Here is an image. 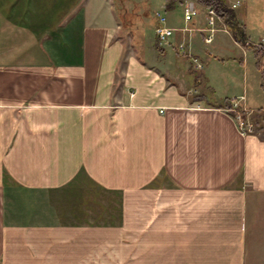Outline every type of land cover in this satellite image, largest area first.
<instances>
[{
	"label": "crops",
	"instance_id": "crops-1",
	"mask_svg": "<svg viewBox=\"0 0 264 264\" xmlns=\"http://www.w3.org/2000/svg\"><path fill=\"white\" fill-rule=\"evenodd\" d=\"M6 1L0 264H264V134L241 135L222 111L230 98H206L178 58L185 43L194 71L191 55L208 59L203 16L167 20L172 50L149 64L127 46L118 14L97 13L99 0L55 35L45 17L17 18L18 5L6 15ZM77 35L81 56L62 59L58 39Z\"/></svg>",
	"mask_w": 264,
	"mask_h": 264
},
{
	"label": "rangeland",
	"instance_id": "rangeland-1",
	"mask_svg": "<svg viewBox=\"0 0 264 264\" xmlns=\"http://www.w3.org/2000/svg\"><path fill=\"white\" fill-rule=\"evenodd\" d=\"M84 1L86 0H14L11 4L6 1L5 12L6 15H10L14 7L18 5L15 14L17 18H23L30 12L45 17L50 21V23L47 22L49 33L55 35L64 30L62 28H65L74 17L84 12H81L85 8ZM190 1L194 0H99L95 10L101 15L107 14L110 10L118 14L121 17L123 29H127L130 34L127 36V46L130 49L132 47L136 49L142 61L156 64L158 61H154L153 57L157 56L155 59H158L162 56L159 54L162 47L157 43L155 32L158 25L156 13L161 12L170 22L183 26L184 5ZM237 1H240L241 5L236 11L242 14L244 20L247 19L248 27L252 31V40L255 44H264V0H228L227 6ZM170 4L173 5L172 9H168ZM200 16H203L205 24L204 14L198 17ZM72 24L70 23L68 27ZM44 42L46 40H34L35 48L43 51ZM58 42L55 49L60 52L62 59H65L71 49L76 51L77 57L81 56L84 40L79 35L77 38H70L67 45L63 39H58ZM198 44L207 49L208 59H200L203 64L202 70L192 69V65L187 62L183 54L184 51L179 50L178 58L183 66L189 64L190 68H183V72L194 86L203 91L206 98H231L246 94L252 104L264 106V89L261 85L263 73L257 67L256 57L248 47L238 44L230 32L217 33L214 43L210 46L201 44L200 41ZM244 47L247 50L246 56L241 50ZM163 48L172 50V47L168 46ZM69 58L74 59L73 56ZM243 58L246 64H243Z\"/></svg>",
	"mask_w": 264,
	"mask_h": 264
},
{
	"label": "built area",
	"instance_id": "built-area-1",
	"mask_svg": "<svg viewBox=\"0 0 264 264\" xmlns=\"http://www.w3.org/2000/svg\"><path fill=\"white\" fill-rule=\"evenodd\" d=\"M240 5L241 3L238 1L233 3L230 8L235 10ZM201 14H204L206 20L205 27L200 30L203 33V43L206 46H210L214 43L215 36L217 35V33L229 32L226 24L224 23V21L222 20V18L219 16V14L214 8L203 7L196 0L187 2L184 5V21L187 24H190L195 18H197ZM156 18L158 20V25L155 29V32L159 46L161 47L170 46L172 39L175 35V29L167 26V18L161 12L156 13ZM182 31L185 33L187 32L191 33L193 29L184 28L182 29ZM250 45H252L250 42H246V44L243 46H246L247 48V47H251ZM240 46L241 45H239V47ZM255 47L264 52V44H258ZM178 48L181 51L189 53L185 43H180L178 45ZM244 49L245 47L243 48V50ZM190 57L193 62V68L195 70H202L203 64L200 62V60L194 58L192 55ZM222 111L229 114V116L233 118V120L237 124L238 130L241 135L262 136L264 134V109L255 110V111L249 109L247 104L246 94L242 96L230 98L228 107L222 109ZM254 113H257L261 116L262 118L261 127H258L251 119V116Z\"/></svg>",
	"mask_w": 264,
	"mask_h": 264
},
{
	"label": "trees",
	"instance_id": "trees-1",
	"mask_svg": "<svg viewBox=\"0 0 264 264\" xmlns=\"http://www.w3.org/2000/svg\"><path fill=\"white\" fill-rule=\"evenodd\" d=\"M201 6L206 8H214L219 16L222 18L224 23L227 26V29L230 33H232L238 44L245 45L248 40L245 38L243 28L237 22L234 10L227 6L225 0H196ZM173 5L170 4L169 8H172ZM248 48L254 49V54L257 60V67L262 71L264 77V52L255 46H251ZM264 87V85H263Z\"/></svg>",
	"mask_w": 264,
	"mask_h": 264
}]
</instances>
